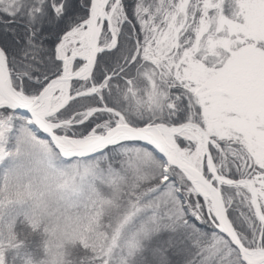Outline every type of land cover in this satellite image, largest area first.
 Returning <instances> with one entry per match:
<instances>
[{
	"label": "snow or ice",
	"instance_id": "obj_1",
	"mask_svg": "<svg viewBox=\"0 0 264 264\" xmlns=\"http://www.w3.org/2000/svg\"><path fill=\"white\" fill-rule=\"evenodd\" d=\"M0 264H264V0H0Z\"/></svg>",
	"mask_w": 264,
	"mask_h": 264
}]
</instances>
